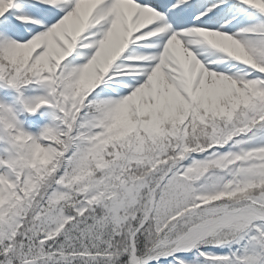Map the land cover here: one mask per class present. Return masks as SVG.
<instances>
[{
	"label": "snow or ice",
	"instance_id": "1",
	"mask_svg": "<svg viewBox=\"0 0 264 264\" xmlns=\"http://www.w3.org/2000/svg\"><path fill=\"white\" fill-rule=\"evenodd\" d=\"M0 264H264V0H0Z\"/></svg>",
	"mask_w": 264,
	"mask_h": 264
}]
</instances>
